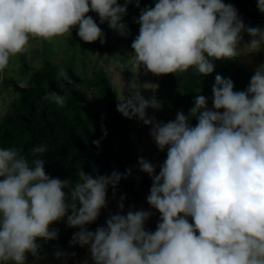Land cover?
I'll return each instance as SVG.
<instances>
[{
  "label": "clouds",
  "instance_id": "9594fccd",
  "mask_svg": "<svg viewBox=\"0 0 264 264\" xmlns=\"http://www.w3.org/2000/svg\"><path fill=\"white\" fill-rule=\"evenodd\" d=\"M131 2L0 0V73L11 57L27 53L30 39L71 36L73 27L84 42L104 44L105 34L90 11L126 35L123 17ZM257 7L264 13V0H257ZM136 23L133 66L157 76L189 69L211 74L214 60L239 56L242 32L252 37L245 45L249 53L264 48V29L247 26L224 0H156L154 7L140 10ZM56 80L62 89L64 81L72 84L64 69ZM17 85L28 87L24 80ZM234 87L231 78L216 75L211 108L199 95L188 115L181 110L167 122L147 116L149 107L160 105L138 90L119 98L117 110L151 125L158 150H166L158 174L157 164L138 159L140 171L152 180L146 199L160 214L155 231L145 229L152 213L143 209L110 213L95 231L85 227L107 207L108 187L115 189L127 173L93 177L81 170L73 183L46 173L43 143L31 149L30 161L21 149L0 148V264H26V253L38 257L37 238L57 239L59 230L50 225L65 217L67 226L80 229L70 243L88 246L93 264H264V64L246 89ZM41 99L62 108L67 94L52 91ZM54 255L68 254L57 250Z\"/></svg>",
  "mask_w": 264,
  "mask_h": 264
},
{
  "label": "rangeland",
  "instance_id": "374dc122",
  "mask_svg": "<svg viewBox=\"0 0 264 264\" xmlns=\"http://www.w3.org/2000/svg\"><path fill=\"white\" fill-rule=\"evenodd\" d=\"M124 2L125 0H118L120 4ZM155 2L156 0H139V7L136 6V0H132L128 4L127 14L123 17L128 31L123 36L109 28L107 22L100 23L98 14L90 11L87 15L92 16L103 28L106 41L104 44H101L99 40L91 43L84 42L77 35V27H73L71 36L55 37L51 41L39 38L30 39L27 53L11 57L8 68L0 73V119L10 110L11 104L18 96L17 81H28L46 60H51L58 64L59 71L60 69L67 71L72 81V84H68L67 81L63 82L64 89L68 93L78 92L80 96L88 100L99 97L92 78L96 71L102 69L111 82L118 101L119 98L122 100L125 97H130L133 91L138 90L144 98L153 99L160 105L159 108L149 107L146 110L148 117H155L156 120L164 122L174 120L180 107V99H182L180 96L184 89L182 84L187 78L189 70L179 75L170 73L157 76L146 71L143 67L137 69L133 66L132 54L134 50L131 48V44L139 34L140 26L136 20L140 15V8L142 9L143 3L154 7ZM247 26L264 29V20L254 21ZM241 36L239 56L232 59L214 60V71L211 74L203 75L196 88V95L205 96L209 108L212 107V87L216 75L231 78L235 85L234 90H244L257 66L264 64V48L258 52L249 53L245 45L252 37L247 32H243ZM123 118H125L124 115L122 118L110 120L112 163H115L117 157L124 156L125 144L128 143L133 157L127 177L134 181L140 200H136L137 197L129 188H126L122 177L115 189L112 186L108 187L107 192L110 195L106 197L107 207L101 210L99 223L104 226L110 213L127 214L129 210L143 209L152 213L149 220L145 222V229L155 231L160 214L148 204L146 199L150 194L152 180L147 173L140 171L138 159L144 157L157 164V169H159V164L166 159V150L163 152L158 150L150 135L151 125H144L138 118L122 120ZM189 122L191 123V121ZM191 124L195 126V124ZM122 128L125 129V133L127 132L128 141L123 138ZM121 197H124L123 210L118 207ZM66 220L67 217L50 225V229L59 230L57 239L45 242L43 239L37 238V242L41 245L39 256L34 257L31 253H26V264H83L85 260L88 264H93L88 246L81 247L79 244L70 243L73 234L80 229L67 226ZM61 239L63 243L59 244L58 241ZM57 250L68 255L57 258L54 255Z\"/></svg>",
  "mask_w": 264,
  "mask_h": 264
},
{
  "label": "trees",
  "instance_id": "16d2710c",
  "mask_svg": "<svg viewBox=\"0 0 264 264\" xmlns=\"http://www.w3.org/2000/svg\"><path fill=\"white\" fill-rule=\"evenodd\" d=\"M224 2L234 5L246 25L264 20V13L259 11L257 0H224ZM145 7L149 5L143 3L142 9ZM58 72V64L46 60L26 81L28 87L18 88V96L11 104L10 110L0 119V148L21 149L30 161L31 149L43 143L48 149L41 157L45 160L46 173L50 177L62 180L71 178L73 183L78 179V172L81 170L93 177L110 175L114 170L122 174L127 173L123 176V181L126 188H129L137 197L135 199L139 201L134 181L127 177L133 157L128 143L125 144L124 156L117 157L115 163H112L110 120L122 118L123 114L117 110L119 101L105 72L100 69L93 75L92 83L100 96L92 100L80 96L78 92L68 93L60 88L56 80ZM202 77L203 74L189 69L187 78L182 84L184 89L180 95L182 99L178 111L182 110L185 115H188L189 110L194 106L197 97L196 88ZM52 91L60 95L67 94L65 107L59 108L54 103L41 99ZM126 119L127 117L122 120ZM190 121L193 124L197 123L194 117ZM102 129L106 130V136ZM122 131L124 140L128 141L127 132L125 133V129ZM94 141H98L99 144H94ZM159 170L156 168L157 174ZM109 195L107 192V197ZM99 220L98 217L95 222L86 225L87 229L95 231L101 226ZM58 243H63V240Z\"/></svg>",
  "mask_w": 264,
  "mask_h": 264
}]
</instances>
